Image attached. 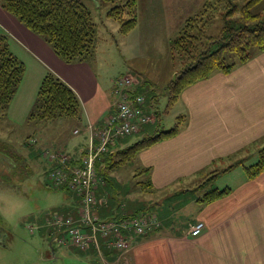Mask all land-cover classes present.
Returning a JSON list of instances; mask_svg holds the SVG:
<instances>
[{"label":"crops","instance_id":"1","mask_svg":"<svg viewBox=\"0 0 264 264\" xmlns=\"http://www.w3.org/2000/svg\"><path fill=\"white\" fill-rule=\"evenodd\" d=\"M174 11L182 20L196 12L189 0L175 5L172 10L175 15ZM0 26V31L10 37L12 52L25 63V76L31 68L30 80L37 93L45 75L53 72L79 96L84 124L83 130H75L74 133H81L83 137L77 142L67 139L60 144L61 149L56 147V151L72 156V165H78L98 129L115 112L120 95L114 90L119 100L109 101L104 107L99 97L103 83L92 62L65 63L43 39L1 5ZM136 91H139V84ZM144 110L151 115L148 108ZM169 110H174L176 120L185 116L180 133L141 152L136 163L141 172L150 169L149 178L155 192L172 191L178 199L195 190L203 191L206 185L203 186L205 181L201 180L207 174L235 165L237 162L233 158L236 156L250 154L245 165L252 164L256 153L264 147V52L256 53L230 74L218 72L190 86ZM156 128L155 121H152L144 126L143 132L150 133ZM130 145L125 141L119 142L111 152ZM114 174H110L109 181H101L95 190L98 199L95 212L105 220L134 214L131 211L120 212L122 203L118 199L121 201V194ZM143 175L147 180L148 176ZM223 176L228 182L225 188L232 190L230 195L202 204L198 202L202 194L192 200H184L170 210L165 211L164 207V215L152 213L157 216L160 227L144 236L132 238L130 250L124 255L104 248L101 252L95 248L82 251L86 254L91 251L104 264H120L122 259L130 264H264V173L248 180L244 167L237 166L221 172L217 182ZM216 188L220 189V186ZM115 192L119 198L115 202L108 201L107 195ZM69 199L65 203V214L77 221L81 200L75 195ZM125 207L131 209L133 206L126 204ZM185 210L193 217L181 221ZM34 220L32 218L30 222ZM197 222H203L205 228L200 236L193 237L191 230Z\"/></svg>","mask_w":264,"mask_h":264},{"label":"rangeland","instance_id":"2","mask_svg":"<svg viewBox=\"0 0 264 264\" xmlns=\"http://www.w3.org/2000/svg\"><path fill=\"white\" fill-rule=\"evenodd\" d=\"M81 1L92 12L98 28L97 53L92 63L103 83V91L99 95L103 106L109 101L119 100L113 91L120 79L130 77L133 88L136 89L139 84L136 93L146 99L143 109L148 108L155 125L164 131L172 129L177 120L174 110H168L170 113H167L166 87L180 72L182 60L172 56L170 40L178 35L185 21L175 11V15L172 14V10L185 0H137V26L129 34H122L120 22L109 17V12L120 5L119 1ZM203 1L189 0V4L198 11ZM260 10L264 13V2ZM221 18L218 16L213 20L209 27L210 35L219 33ZM30 72L31 68L11 110L9 108L6 112V117L0 115V240L3 243L0 245V264H104L91 251L86 254L71 244L54 242L37 227L53 214H65V203L72 195L77 196L70 190L53 186L49 176V166L52 168L53 165L44 154L56 151V147L61 149L60 144L67 139L70 142L80 141L82 134L74 131L83 130L84 122L83 119L72 118L30 122L28 117L37 94V88L34 90L31 84ZM144 126L138 133L119 139L116 144L122 141L126 144L136 143L143 137ZM258 152L252 164L257 162ZM249 155L244 153L233 159L239 162L246 160ZM136 160L120 166L117 172H111L115 173L113 178L119 182L117 186L121 201L117 192L106 197L108 201L115 202L118 199L122 203L119 208L122 214L126 213L124 211L134 213L128 217L163 214L164 207L165 211L170 210L172 206L192 200L217 185L223 189L228 183L225 176L218 182L216 178L210 180L225 169L218 170V173L207 174L201 180L205 181L203 186L206 185L203 191L195 190L192 194L176 199L172 191L150 192L143 189L140 184L145 182L146 176L141 174ZM235 176L236 173L233 175L234 182ZM126 204L133 207L128 209ZM192 217L185 210L181 221H188ZM32 218L35 222H30Z\"/></svg>","mask_w":264,"mask_h":264},{"label":"trees","instance_id":"3","mask_svg":"<svg viewBox=\"0 0 264 264\" xmlns=\"http://www.w3.org/2000/svg\"><path fill=\"white\" fill-rule=\"evenodd\" d=\"M107 1L120 2V5L109 12V17L120 22L122 34H129L137 26V0ZM263 2L264 0H204L201 8L185 19L180 32L170 42L171 54L182 60V68L166 87L167 111L190 86L207 80L218 72L230 74L250 61L256 53L264 52V13L260 10ZM0 5L28 30L43 39L65 63H89L95 59L98 28L92 12L81 0H0ZM218 16L222 17V27L218 34L210 35L209 27ZM25 73V63L10 49V37L0 31V115L3 117H6ZM82 110L77 93L53 72H48L40 84L28 119L30 122L60 118L81 120ZM184 118L185 116H179L175 126L168 131L157 126L150 133L143 132V137L136 143L104 154L96 163L98 184L109 181L112 171L133 162L141 152L176 137ZM245 161L237 162L222 173L243 166L248 180L258 178L264 173V147L258 152L257 162L247 166ZM141 174L148 176L145 182H141L142 188L154 191L149 178L150 169H144ZM220 174L213 175L210 180ZM64 189L69 190L68 187ZM231 192L229 187L221 190L213 188L206 191L198 202L210 204ZM47 223L44 222L38 229L46 232L54 242L65 236L66 230L54 234ZM1 244L3 245L2 242Z\"/></svg>","mask_w":264,"mask_h":264},{"label":"built area","instance_id":"4","mask_svg":"<svg viewBox=\"0 0 264 264\" xmlns=\"http://www.w3.org/2000/svg\"><path fill=\"white\" fill-rule=\"evenodd\" d=\"M132 84L130 77L118 81L115 92L121 99L116 105V110L98 129L78 165H72V156L66 152L54 151L44 154L53 165L49 174L53 186L59 189L68 187L81 200L79 220L75 221L74 217L61 213L53 214L47 220V225L54 234L66 230L65 236L55 239H58L59 244H71L80 250L95 248L99 252L104 248L124 255L132 245V238L144 236L160 227V222L154 214L105 220L95 212L98 204L95 190L99 182L97 161L111 151L119 139L138 133L143 125L152 122L154 118L145 113L143 106L146 99L136 93ZM204 228L203 222H197L192 227L191 235L200 236ZM120 264L130 263L122 259Z\"/></svg>","mask_w":264,"mask_h":264},{"label":"flooded vegetation","instance_id":"5","mask_svg":"<svg viewBox=\"0 0 264 264\" xmlns=\"http://www.w3.org/2000/svg\"><path fill=\"white\" fill-rule=\"evenodd\" d=\"M0 243H1V240H0Z\"/></svg>","mask_w":264,"mask_h":264}]
</instances>
